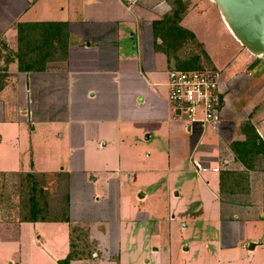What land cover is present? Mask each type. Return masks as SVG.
<instances>
[{
	"label": "crops",
	"instance_id": "0c3cea01",
	"mask_svg": "<svg viewBox=\"0 0 264 264\" xmlns=\"http://www.w3.org/2000/svg\"><path fill=\"white\" fill-rule=\"evenodd\" d=\"M207 11L224 23L211 0H0L11 54L18 23L68 31L51 58L25 70L0 46V179L54 178L69 198V222L1 227L0 264H61L71 253L70 264H132L119 249L123 206L147 200L165 172L172 197L181 176L184 197L215 208L209 264H264V57L225 23L226 45L205 39ZM191 64L223 71L219 131L172 119L169 73ZM152 219L138 221L155 223L164 248ZM19 243L31 246L26 255Z\"/></svg>",
	"mask_w": 264,
	"mask_h": 264
},
{
	"label": "rangeland",
	"instance_id": "374dc122",
	"mask_svg": "<svg viewBox=\"0 0 264 264\" xmlns=\"http://www.w3.org/2000/svg\"><path fill=\"white\" fill-rule=\"evenodd\" d=\"M61 1L67 3L68 0ZM205 15L200 27L203 30V37L226 45L227 33L224 23L222 24L219 18H215V14L213 15L210 11H207ZM0 46L6 51L5 55L9 57L13 55L11 48L14 47L8 46L7 42L0 41ZM12 59H17L15 54ZM196 67L193 64L189 65L190 69ZM143 159L144 162H147L144 157ZM180 177H176L179 181L176 182L178 185L173 192L174 196L179 195L177 198L172 197L171 191L166 188L168 173L165 172L155 181L150 180L154 185L145 189L149 194L147 200L142 204L139 201H134L130 205L123 206V228L121 226V229L122 236L124 231L127 234V242L123 243L119 249L132 264H147V261L151 264H209L216 260L211 238V235L217 230L215 224H218L213 214L215 208L212 204H202L184 197L183 181L180 180ZM35 180L41 189L47 188L44 201L49 203L53 210L62 208L64 189L56 187L54 178L37 176ZM32 181L33 179L21 174L0 179V228L7 224L17 225L19 219L22 220L24 216L28 215L31 195L30 183ZM57 203L62 204H58V207ZM147 213L153 217V221L158 222V227L160 226L162 233L166 236L165 241H168V244L164 248L159 243L162 238L159 240L160 236L154 237L152 226L155 223H150L151 220L138 221L143 214ZM30 247L20 244L19 252H25L26 255ZM157 248L160 249L155 258L149 251H154ZM8 249L10 250V248ZM8 249L4 248L3 250L6 252L9 251ZM12 251L10 250L8 253L11 254Z\"/></svg>",
	"mask_w": 264,
	"mask_h": 264
},
{
	"label": "trees",
	"instance_id": "16d2710c",
	"mask_svg": "<svg viewBox=\"0 0 264 264\" xmlns=\"http://www.w3.org/2000/svg\"><path fill=\"white\" fill-rule=\"evenodd\" d=\"M18 48L12 53L17 57L19 68L25 70L35 65L44 64L56 52V45L64 44L68 38L66 23H18ZM15 60V59H13ZM206 68V67H205ZM203 67H196L191 70H203ZM33 181L30 183V203L28 204V215L23 221H63L69 222L68 204L69 198L63 196V204L60 210H53L45 200L46 190L41 189L37 184L35 175H28ZM41 195V198L39 199ZM42 200V201H41ZM59 204V203H58ZM59 207V205H58ZM56 207V208H58ZM75 255L71 253L61 264H70Z\"/></svg>",
	"mask_w": 264,
	"mask_h": 264
},
{
	"label": "built area",
	"instance_id": "2783aa9c",
	"mask_svg": "<svg viewBox=\"0 0 264 264\" xmlns=\"http://www.w3.org/2000/svg\"><path fill=\"white\" fill-rule=\"evenodd\" d=\"M220 69L173 70L169 73L168 90L172 119L189 126L201 124L219 131L223 121V96ZM199 170L207 171L198 163ZM219 168L214 171L219 172Z\"/></svg>",
	"mask_w": 264,
	"mask_h": 264
},
{
	"label": "water",
	"instance_id": "95a60500",
	"mask_svg": "<svg viewBox=\"0 0 264 264\" xmlns=\"http://www.w3.org/2000/svg\"><path fill=\"white\" fill-rule=\"evenodd\" d=\"M237 41L253 56L264 57V0H211Z\"/></svg>",
	"mask_w": 264,
	"mask_h": 264
}]
</instances>
